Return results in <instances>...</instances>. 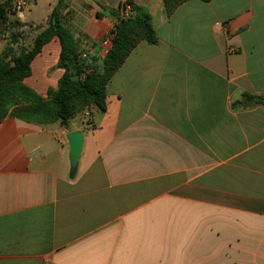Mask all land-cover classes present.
<instances>
[{"label": "crops", "instance_id": "obj_1", "mask_svg": "<svg viewBox=\"0 0 264 264\" xmlns=\"http://www.w3.org/2000/svg\"><path fill=\"white\" fill-rule=\"evenodd\" d=\"M23 1L40 32L58 0ZM125 1L66 0L83 53L104 56L116 19L96 13ZM147 7L157 43L113 74L104 112L0 123V264H264V107L241 102L264 97V0ZM59 53L53 37L24 79L41 97Z\"/></svg>", "mask_w": 264, "mask_h": 264}, {"label": "trees", "instance_id": "obj_2", "mask_svg": "<svg viewBox=\"0 0 264 264\" xmlns=\"http://www.w3.org/2000/svg\"><path fill=\"white\" fill-rule=\"evenodd\" d=\"M13 0H0V34L6 35V44L0 53V123L14 118L40 126L59 123L69 130V122L84 111L104 112L106 87L113 74L123 64L135 46L144 41L156 44L157 36L148 13L137 7L134 0H126L132 12L123 17L120 7L108 9L100 6L96 17L116 19L111 45L101 58L82 57L83 49L71 27L72 11L66 0H58L48 16L45 27L33 38L30 48L22 45L19 29L23 24L12 12ZM188 0H162L165 12L170 15ZM53 37L58 39L60 53L56 67L63 70L55 89H48L41 97L24 84L30 76V65L41 48ZM246 104L264 107V97L243 94ZM74 174V169L71 170Z\"/></svg>", "mask_w": 264, "mask_h": 264}, {"label": "rangeland", "instance_id": "obj_3", "mask_svg": "<svg viewBox=\"0 0 264 264\" xmlns=\"http://www.w3.org/2000/svg\"><path fill=\"white\" fill-rule=\"evenodd\" d=\"M153 0H135V4L142 9H147L148 2H152ZM34 8V6H32ZM21 13L25 14V9H22ZM33 15H36L33 10ZM20 21V20H19ZM33 23L35 24V28L31 27V23H25L23 26L19 29V32L21 34V42L22 45H24L26 48H30L32 45L33 38L39 33L40 25L42 23L41 19L33 20ZM6 38V35H5Z\"/></svg>", "mask_w": 264, "mask_h": 264}, {"label": "built area", "instance_id": "obj_4", "mask_svg": "<svg viewBox=\"0 0 264 264\" xmlns=\"http://www.w3.org/2000/svg\"><path fill=\"white\" fill-rule=\"evenodd\" d=\"M27 7V4L23 0H13L12 1V12H15L16 15L22 14L21 11L22 9H25ZM121 9V14L123 17H128L132 15V12L127 4H122L120 6ZM113 38V34L110 32L101 42V47L103 50L104 55L108 51L110 45H111V40ZM85 53H82V57H85Z\"/></svg>", "mask_w": 264, "mask_h": 264}, {"label": "water", "instance_id": "obj_5", "mask_svg": "<svg viewBox=\"0 0 264 264\" xmlns=\"http://www.w3.org/2000/svg\"><path fill=\"white\" fill-rule=\"evenodd\" d=\"M69 147V161L71 165L75 166L83 145V136L80 131H73L66 135Z\"/></svg>", "mask_w": 264, "mask_h": 264}]
</instances>
